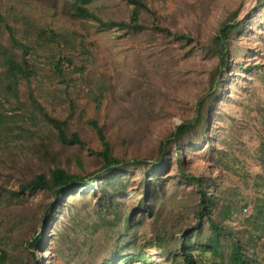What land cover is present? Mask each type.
<instances>
[{
    "label": "rangeland",
    "instance_id": "374dc122",
    "mask_svg": "<svg viewBox=\"0 0 264 264\" xmlns=\"http://www.w3.org/2000/svg\"><path fill=\"white\" fill-rule=\"evenodd\" d=\"M142 1L148 10L139 21L147 29L129 31L75 16L74 0H0V264H183L185 242L199 264H229L230 230L248 264H264V230L257 227L264 221L255 214L264 211V0ZM86 6L105 20L125 22L134 9L124 0ZM228 20L239 21L240 31L228 40L227 64L216 75L207 135L192 134L179 146L184 172L214 181L209 194L218 205L210 217L218 221L223 207L235 208L217 255L199 247L211 229L206 216L196 215V184L178 171L175 149L157 166L116 169L110 178L65 190L56 202L48 191H19L22 182L55 167L85 177L98 170L94 153L101 145L91 121L115 156L155 161L160 141L194 118L209 94L220 61L212 39ZM4 52L18 63L26 58L28 81L11 83ZM30 90L84 146L58 140Z\"/></svg>",
    "mask_w": 264,
    "mask_h": 264
},
{
    "label": "trees",
    "instance_id": "16d2710c",
    "mask_svg": "<svg viewBox=\"0 0 264 264\" xmlns=\"http://www.w3.org/2000/svg\"><path fill=\"white\" fill-rule=\"evenodd\" d=\"M93 0H74L72 7L74 15L81 19H88L97 24V26L103 29L116 28L121 30H129V31H140L147 29L145 24H142L139 21V14L141 10H148L145 3L142 0H124L127 4L133 6V11L128 22L125 21H115L112 19L105 20L101 16L97 15L93 11H91L86 5ZM258 3L261 0H257ZM0 21H5L4 17L0 15ZM7 31L10 35V40L14 46H21L23 54L26 53V46L23 43H20L14 36V30L10 26H6ZM154 30L162 32L164 34L176 37L178 39H186L190 38L182 33L171 32L168 28L162 26H153ZM240 31V22H231L230 20L225 21L221 24L217 34L212 39L213 49L217 52L220 57V61L218 65L214 68V72L210 78L209 82V94L203 95L199 102L197 103L196 108V116L190 120H185L181 124L175 126L174 131H172L166 138H163L160 141L158 148V155L155 161H149L150 158H134L131 160L120 158L115 156L112 153L111 145L106 139V136L102 130V128L98 125L96 121H91L90 125L95 129L97 137L100 141L101 149L97 150L94 154L100 159L101 166L98 170L89 173L88 176H80L73 173H68L65 169L61 167H55L50 170L49 175L47 176L44 173H39L32 177L29 180H25L19 185V191L24 193L27 191H36L43 190L52 193L55 196L56 200L61 199L62 194L67 189H71L73 187H82L95 183L97 178H100L103 175H106L108 178L112 177V173L116 170L123 169H138V168H152L153 166H157L162 163L164 160V156L169 153V149H175L176 161L178 164V171L185 177L190 176L191 179L195 182L197 192L199 194V203H198V211L196 215L198 218L206 216L208 220L209 227L211 229V234L207 237L204 242H200L199 247L202 251H210L212 254L217 255L219 253L221 247V238L225 230L228 228V223L226 219H230L231 216L236 212L235 208L229 204L225 208H222L223 216L220 220L215 221L212 217H210L212 213V208L218 205V201L215 196L210 193L209 194V186L214 184V181L211 177L205 176H193L191 174H186L183 165V156L181 149L179 148L185 137H189L195 133H201L202 135H207V130L210 126V118L213 108V101L216 95V88L218 87V81L216 79V75L220 74L222 68L226 66L228 59V49L227 44L230 37L235 33ZM3 63L7 67L8 78L11 80V83L17 85L20 80L24 79L28 81L32 74L29 69V63L26 58L23 57L21 63H18L13 58L9 57L5 52L3 56ZM61 66L60 59L56 61V67L59 68ZM59 70V69H58ZM30 97L33 102L36 103L37 108L43 113L47 122L56 129L57 138L63 145H71L77 144L80 146H84L85 142L80 138V136L76 132H69L66 123L61 121L51 115H49L44 107L40 103H38L30 90ZM209 142V141H208ZM261 159L263 162V170H264V142L261 144ZM119 183H115L112 185L115 192H119ZM51 205V204H49ZM53 205V203H52ZM256 216L263 217L264 221V211L260 209H255ZM260 230H264V222L257 226ZM200 227L197 224L193 227V230L199 231ZM44 231V230H42ZM42 232L38 233L36 237H34L33 242H29V246L34 247L38 244L39 240L42 237ZM231 240V249L228 255L229 264H248V257L244 252V245L241 240L237 238L236 232L230 230L227 233ZM188 242H185L181 248L179 249V255L183 260V264H199L196 260L194 253L187 247ZM4 256V253H3ZM32 258H34V254L32 253Z\"/></svg>",
    "mask_w": 264,
    "mask_h": 264
},
{
    "label": "built area",
    "instance_id": "2783aa9c",
    "mask_svg": "<svg viewBox=\"0 0 264 264\" xmlns=\"http://www.w3.org/2000/svg\"><path fill=\"white\" fill-rule=\"evenodd\" d=\"M247 210H248L247 208H244V209H243V212H246Z\"/></svg>",
    "mask_w": 264,
    "mask_h": 264
}]
</instances>
